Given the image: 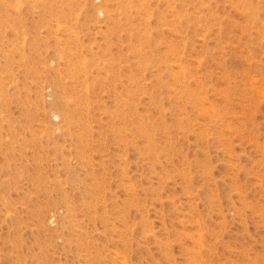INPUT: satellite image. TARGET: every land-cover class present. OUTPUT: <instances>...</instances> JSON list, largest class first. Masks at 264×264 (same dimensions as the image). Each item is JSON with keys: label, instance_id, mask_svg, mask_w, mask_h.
Returning a JSON list of instances; mask_svg holds the SVG:
<instances>
[{"label": "rangeland", "instance_id": "374dc122", "mask_svg": "<svg viewBox=\"0 0 264 264\" xmlns=\"http://www.w3.org/2000/svg\"><path fill=\"white\" fill-rule=\"evenodd\" d=\"M0 264H264V0H0Z\"/></svg>", "mask_w": 264, "mask_h": 264}]
</instances>
